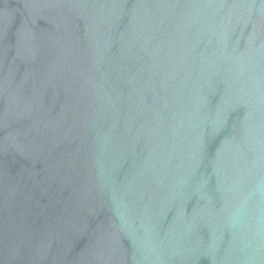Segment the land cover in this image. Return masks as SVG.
I'll use <instances>...</instances> for the list:
<instances>
[{
  "label": "water",
  "instance_id": "95a60500",
  "mask_svg": "<svg viewBox=\"0 0 264 264\" xmlns=\"http://www.w3.org/2000/svg\"><path fill=\"white\" fill-rule=\"evenodd\" d=\"M0 264H264V0H0Z\"/></svg>",
  "mask_w": 264,
  "mask_h": 264
}]
</instances>
